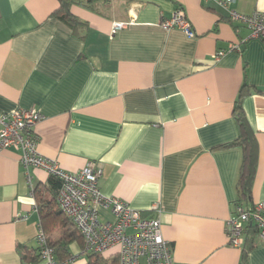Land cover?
<instances>
[{"label":"crops","instance_id":"crops-1","mask_svg":"<svg viewBox=\"0 0 264 264\" xmlns=\"http://www.w3.org/2000/svg\"><path fill=\"white\" fill-rule=\"evenodd\" d=\"M93 7H70L83 23L72 29L53 16L57 0H0V115L35 107L38 154L68 173L99 169L104 197L159 220L174 264H240L226 225L241 150L222 146L237 137L232 111L246 86L242 107L258 145L247 208L264 205V41L208 0ZM231 8L264 13V0ZM179 9L193 38L160 26ZM27 172L18 151L0 150V264H21L17 247L35 252L40 228L56 239L67 223L63 215L41 223L36 196L52 199L50 176ZM96 210L101 222L114 221L109 208ZM249 238L244 232L243 245ZM246 264H264V241L255 237Z\"/></svg>","mask_w":264,"mask_h":264},{"label":"built area","instance_id":"built-area-1","mask_svg":"<svg viewBox=\"0 0 264 264\" xmlns=\"http://www.w3.org/2000/svg\"><path fill=\"white\" fill-rule=\"evenodd\" d=\"M208 1L226 13L227 21L245 27L249 38L264 41V13L242 15L231 8L236 0ZM124 26L123 23L115 24L113 29ZM160 26L165 31L180 29L188 38L194 37L190 23L180 9L161 22ZM223 54L218 52L215 58ZM41 119L42 116L35 107L0 115V150L18 151L21 166L26 173L29 168L41 169L60 181L56 205L83 240V248L77 257H86L89 254L102 257L113 252L118 264H174L170 247L161 236L159 220L145 219L139 211L130 209L121 200L104 197L98 188L101 176L99 169L88 164L77 173H68L55 160L38 154L33 127ZM97 207L109 208L114 221L101 222ZM247 225L255 226L259 239L264 241L263 203H257L253 209L247 210L234 207L226 225L228 244L231 247L242 248ZM36 242L44 264H70L74 260L56 262L41 228L37 231Z\"/></svg>","mask_w":264,"mask_h":264},{"label":"trees","instance_id":"trees-1","mask_svg":"<svg viewBox=\"0 0 264 264\" xmlns=\"http://www.w3.org/2000/svg\"><path fill=\"white\" fill-rule=\"evenodd\" d=\"M57 2L58 8L53 13V16L72 29L83 25L82 22L71 15L70 7L72 5L94 11V0H57ZM248 93L247 87L243 86L233 106L232 118L237 128V137L232 142L222 146L223 148H239L241 150V162L236 183L238 200L235 206H239L245 210L253 209L254 207L253 205L251 208H247V205L251 203V190L258 164V145L255 133L251 129L242 107V100ZM49 182L52 190V199L45 201L44 199H40L38 194L36 196L37 210L41 223L46 221L51 215L54 217L62 216V213L56 205V195L60 189V181L50 177ZM43 232L47 238L48 247L53 250L54 259L58 263H65L72 260L73 255L70 251L72 244H76L80 250L83 248L81 236L68 220L66 224L62 225V232L56 239H50L49 233L44 227ZM244 232L250 234L251 238L245 239L244 245L242 246L240 264H246L247 253L255 246V237L259 238L257 228L253 225H247ZM17 252L21 264H41L42 262L38 247L32 253L26 247H17ZM86 257V264H118L116 256L106 259L101 256L89 254Z\"/></svg>","mask_w":264,"mask_h":264},{"label":"rangeland","instance_id":"rangeland-1","mask_svg":"<svg viewBox=\"0 0 264 264\" xmlns=\"http://www.w3.org/2000/svg\"><path fill=\"white\" fill-rule=\"evenodd\" d=\"M76 250L78 251L79 250V248L77 247V245H75V247H73L72 249H71V251H72V254H73V259H74V262H73V264H86L87 263V257H80V258H75V252H76ZM106 257V256H105ZM104 256H103V258H105ZM112 257H114V256H112ZM107 259V258H106ZM42 264H44V262H42Z\"/></svg>","mask_w":264,"mask_h":264}]
</instances>
